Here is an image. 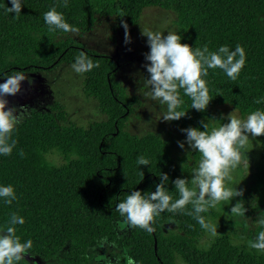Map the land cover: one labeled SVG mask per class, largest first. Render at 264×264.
Masks as SVG:
<instances>
[{"label":"trees","instance_id":"trees-1","mask_svg":"<svg viewBox=\"0 0 264 264\" xmlns=\"http://www.w3.org/2000/svg\"><path fill=\"white\" fill-rule=\"evenodd\" d=\"M67 2L64 8L60 6L63 0H22L16 17L7 11L12 7L10 0H0V77L16 71L50 70L62 62L73 64L84 52L99 67L83 74V93L96 100L107 120L87 127L65 123L64 112L57 106L34 111L21 120L12 134L17 142L12 154L0 155V186L11 185L17 196L11 205L0 198V230L10 214L17 213L25 223L16 225V235L22 243L33 242L27 255L49 256L66 248L76 260L101 241L116 242L114 226L119 220L127 224L120 245L135 264H177V260L184 264H264V252L250 249L249 244L238 245L228 235L203 243L204 229L185 214L192 210L191 204L184 212L165 210L155 217L150 225L155 228L153 233L130 226L116 211L117 204L132 191L155 192L160 174L168 176L165 187L174 200L178 199L173 182L177 178L190 180L200 155L192 151L191 156L178 157L157 135L126 131L132 97L116 78L119 62L74 40L72 33L49 32L43 19L44 13L55 7L67 23L79 29L77 33L91 30L99 18L110 19L119 29L126 23L131 29L144 8L159 7L175 15L182 44L193 49L207 45L211 52L221 46L230 50L242 46L246 62L236 80L219 68L209 69L202 77L211 98L206 110L192 109L191 99L180 89L183 104L177 110L186 115L171 123L181 130L205 131L201 122L213 127L229 122L227 108L236 110L240 119L256 110L264 111V0ZM257 99L262 102L254 103ZM255 140L258 175L264 183V136ZM52 150L65 155L67 161L58 167L47 162L45 154ZM139 156L148 159L149 165H138ZM241 201L247 226L256 228L260 212L253 207V198ZM201 215L207 221L215 212L210 209ZM19 264H27L26 259Z\"/></svg>","mask_w":264,"mask_h":264},{"label":"clouds","instance_id":"clouds-1","mask_svg":"<svg viewBox=\"0 0 264 264\" xmlns=\"http://www.w3.org/2000/svg\"><path fill=\"white\" fill-rule=\"evenodd\" d=\"M9 13L18 17L22 9V0H10ZM61 7L67 8V0H63ZM49 32L61 30L64 33H77L79 29L67 23L62 13L55 7L43 15ZM125 29V43H130L128 26L122 22ZM142 35L147 37L149 53L145 54L148 61L144 67L150 78L144 80L145 93L151 101L162 106L160 118L164 121H178L186 115V112L177 109L183 104L180 97V89L184 95L191 99V108L197 111L206 110L211 100L207 82L202 77L208 75L209 69H222L228 78L236 80L246 62L245 50L237 45L234 50L227 46H221L217 51H209L207 45L203 48L193 49L187 44L181 43V36L174 32H168L166 36L160 31L142 30ZM77 74H84L99 63H93L84 52L79 53L75 63L71 65ZM27 76L22 71H16L7 76L6 82L0 84V155H11L16 147V140L12 134L17 125L27 112L26 108L19 110L7 108L8 101L5 97L15 96L21 91V82ZM31 84V81H29ZM262 101H254L260 104ZM227 103V102H226ZM7 108V110H6ZM236 110L227 119L228 123L213 127L209 122H201L205 131L197 128L183 129L186 134V143L189 148L198 151L199 164L193 169L191 179L177 178L173 183L175 193L179 198L173 199L171 192L165 185L168 182L166 174H160V183L155 186V192L142 194L140 191H132L123 202L117 204L116 211L124 216L130 226L140 228L148 233L155 231L150 225L154 218L167 210L169 213L184 212L187 205L191 204L192 210L185 212L199 223L202 229L208 231L211 236L218 235L217 225L206 221L201 213L216 208L218 204L230 202L243 195L235 187H226L225 181L231 182L232 173L241 164L242 159L248 163L246 156L247 145L251 137L264 136V111L251 112L246 119L236 116ZM211 129V130H209ZM180 148H184V142H178ZM20 156L24 153L21 151ZM149 160L144 156L137 157L138 165H149ZM184 167V166H183ZM143 176V173H141ZM0 198L5 204L11 205L17 199L15 190L11 185L0 186ZM246 208L244 203L237 202L231 207V216L244 217ZM25 220L17 213H11L5 227L0 230V264H19L25 260L29 250L33 247L31 239L21 242L16 235V225H23ZM255 224L264 229V212L260 214ZM249 248L257 252H264V230L258 232L254 241H249ZM129 264H135L129 260Z\"/></svg>","mask_w":264,"mask_h":264},{"label":"rangeland","instance_id":"rangeland-1","mask_svg":"<svg viewBox=\"0 0 264 264\" xmlns=\"http://www.w3.org/2000/svg\"><path fill=\"white\" fill-rule=\"evenodd\" d=\"M142 30L160 31L164 36L168 32L177 33L178 26L175 15L159 7L144 8L136 26L128 29L130 43H125V29L116 28L110 19L99 18L97 24L89 31L72 33V38L96 52L112 56L119 62L116 74L117 80L132 97V110L127 118L124 129L132 134L144 135L152 133L170 145L178 156H191L194 151L186 143L185 133L176 125L160 118L162 106L151 101L145 95L147 88L144 80L150 78L144 65L145 54L149 53L147 37ZM72 63L62 62L53 69L25 73L27 79L21 82V91L15 96L5 97L7 108H16L18 113L22 108L27 112L23 118L34 111L45 112L53 106L60 107L65 115V123L71 122L77 126L87 127L93 123L107 120V115L101 112L95 99L83 93V74H77L71 67ZM7 77H0V84L6 82ZM31 81V84H29ZM6 108V110H7ZM231 114L234 111L228 109ZM246 156L248 163L243 159L233 171L231 182L225 181L226 187H235L243 195L230 202H221L214 209L215 215L207 221L217 225L218 235H228L236 244L247 245L254 241L259 228H249L246 216H231V207L247 196L253 198L254 208L260 214L264 212V183L258 175V143L249 135ZM178 142H184V148ZM70 158H73L71 156ZM47 162L54 166H61L66 161L65 155L56 150L45 154ZM168 228H173L169 225ZM117 241H101L93 248L88 249L81 257L74 260L66 248L58 250L49 256L26 255L27 264H129V258L120 240L127 234V224L117 220L114 226ZM3 235V233H0ZM204 230L201 240L209 243L214 238ZM177 264H184L177 260Z\"/></svg>","mask_w":264,"mask_h":264}]
</instances>
